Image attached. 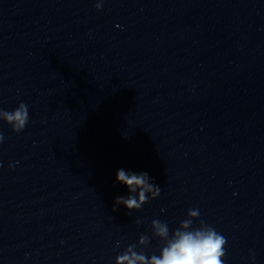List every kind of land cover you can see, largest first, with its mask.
<instances>
[{"label":"water","instance_id":"water-1","mask_svg":"<svg viewBox=\"0 0 264 264\" xmlns=\"http://www.w3.org/2000/svg\"><path fill=\"white\" fill-rule=\"evenodd\" d=\"M20 103L21 132L0 117V264L158 256L151 221L192 209L224 264H264V0H0V110ZM121 168L159 196L113 211Z\"/></svg>","mask_w":264,"mask_h":264},{"label":"clouds","instance_id":"clouds-1","mask_svg":"<svg viewBox=\"0 0 264 264\" xmlns=\"http://www.w3.org/2000/svg\"><path fill=\"white\" fill-rule=\"evenodd\" d=\"M95 7L101 8V4ZM0 117L13 132H21L28 122L27 105L20 103L11 112L0 110ZM2 139L3 136L0 134V140ZM115 179L127 187L129 195L117 197L113 211L116 210L115 206L120 204L129 210L140 209L148 201L146 193L151 192L153 197L160 194V188L149 183L147 173L137 174L121 168L117 170ZM132 193L136 195L133 196ZM186 215L189 218L184 219L171 234L166 222L155 219L151 221L153 235L164 241L158 256L146 257L143 252L135 251L136 246L132 244L117 257L116 264H224L222 257L225 255L226 238L203 221L200 222L199 227H191L193 224L191 218L199 216L198 209L189 210ZM136 223L141 221L137 220ZM148 242L147 236L139 237L140 244Z\"/></svg>","mask_w":264,"mask_h":264}]
</instances>
